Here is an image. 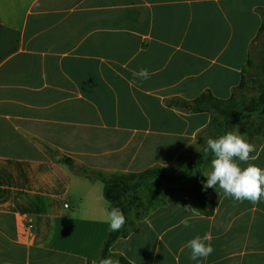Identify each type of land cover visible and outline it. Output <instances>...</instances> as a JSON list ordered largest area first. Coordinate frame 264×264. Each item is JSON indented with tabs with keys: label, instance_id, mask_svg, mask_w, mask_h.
Masks as SVG:
<instances>
[{
	"label": "crops",
	"instance_id": "0c3cea01",
	"mask_svg": "<svg viewBox=\"0 0 264 264\" xmlns=\"http://www.w3.org/2000/svg\"><path fill=\"white\" fill-rule=\"evenodd\" d=\"M263 11L264 0H0V264H98L109 202L82 170L176 165L213 120L178 100L233 97ZM142 68L146 80L133 76ZM252 155L264 169V142ZM205 192L211 216L169 192L128 202L108 258L198 264L185 245L210 233L199 264H264V201Z\"/></svg>",
	"mask_w": 264,
	"mask_h": 264
},
{
	"label": "clouds",
	"instance_id": "9594fccd",
	"mask_svg": "<svg viewBox=\"0 0 264 264\" xmlns=\"http://www.w3.org/2000/svg\"><path fill=\"white\" fill-rule=\"evenodd\" d=\"M147 69H140L134 72L133 76L141 80L149 78ZM135 82V81H133ZM211 152V170L203 173L207 177L202 184L203 190L219 187L225 197L235 201H249L252 204L264 201V169L249 163L254 159L255 145L250 143L245 134H240L238 129L229 131L218 138L209 137L206 140V147L203 154L207 156ZM241 163L247 164L241 167ZM186 211L192 209L190 206L184 207ZM109 225V230L116 232L123 228L126 217L119 207L112 206L107 210L104 221ZM184 227L190 226V218L185 217L180 222ZM212 237L210 233L203 236L197 235L187 242L186 248L190 249V258L198 262L207 259L213 252ZM99 264H114L110 258H102Z\"/></svg>",
	"mask_w": 264,
	"mask_h": 264
},
{
	"label": "rangeland",
	"instance_id": "374dc122",
	"mask_svg": "<svg viewBox=\"0 0 264 264\" xmlns=\"http://www.w3.org/2000/svg\"><path fill=\"white\" fill-rule=\"evenodd\" d=\"M253 48L254 50H252L251 58L255 60L258 65L260 63L259 53L264 48V35L256 41ZM247 71L252 72L249 67L247 68ZM246 82L248 85L246 88H240L234 93L236 108H239V110L233 111L232 107H229V109L227 107H222L223 110H228L227 113L223 114L213 112V122L209 128L199 136V142L191 147L178 160L176 165L166 171V175L171 180L175 181L171 182L169 180L166 181L162 179L147 181L142 185L138 194L136 193L135 195L125 199L126 204L128 202L131 204H135L137 202L141 203L153 198L156 200L159 195L164 196V194L168 192L176 196L179 200L192 201V192L193 190H196L194 185L197 181L198 187L200 190H203L202 184L206 182L207 179L203 173L209 172L211 162L205 164L199 169V173H197L198 177L196 179V174L188 175L189 177L186 175L189 173V170L185 165V160L190 159L204 151V148L206 147V140L209 137L218 138L229 131L235 132L238 129L240 134H245V138L250 143L255 145V150L261 143L264 142V93L261 92L258 85L253 83V79L248 77ZM251 132L254 134L252 139L250 138ZM102 176L109 179L112 176L118 175H109L105 173ZM186 176L188 179L183 180ZM135 181H138V179H133V182ZM144 210L148 209L146 208Z\"/></svg>",
	"mask_w": 264,
	"mask_h": 264
},
{
	"label": "trees",
	"instance_id": "16d2710c",
	"mask_svg": "<svg viewBox=\"0 0 264 264\" xmlns=\"http://www.w3.org/2000/svg\"><path fill=\"white\" fill-rule=\"evenodd\" d=\"M262 35H264V11H263V24L260 28L259 34L257 36V40L260 39ZM259 57H260V63L258 65L256 64L255 60H253L252 58L249 59L248 67L249 69L252 70V72H248L247 70L245 71L242 82L240 86L237 88V90L240 88L242 89L246 88L248 86L246 81L249 77L250 79H253V83L255 85H258L261 92L264 93V48L259 53ZM177 107L187 109L191 113H201V112H212V113L217 112L223 114L227 113L228 110L227 111L225 109L223 110L222 107H227L228 109L229 107H232L233 111L239 110V108H236L234 95L231 99L224 101L214 98L210 94H203L192 102H183L178 100ZM253 137L254 134L251 132L250 138L252 139ZM203 152L204 151H202L200 154L190 159L185 160V165L189 170V173L186 174L187 176L196 174V179H197L198 177L197 173H199V169L202 168V166H204L205 164L211 162L212 159L211 152H209L207 156H205ZM62 162L69 166H72L74 163L71 159L68 158H64ZM82 172L88 175L89 177L99 179L104 183V195L107 201L109 202V208L112 206L119 207L123 211L125 217L128 213L125 199L127 197H131L132 195H135L136 193L138 194L139 190L141 189L144 183H146L147 181H151L153 179L154 180L162 179L166 181L169 180L171 182L175 181V180H171L166 175L164 169L160 167L147 170L140 174L112 176L109 179L105 178L102 175L91 173L87 170H82ZM187 176L183 180H187L189 177ZM135 178H137L138 181L133 182V179ZM194 186L196 190H193L192 196H193V202L195 203L196 207L206 216L213 215L215 210L214 201L209 197V195L205 191L200 190L197 181ZM127 225L128 224L126 220V223L121 230L116 232L113 231L111 232L109 238L104 243L100 259L109 257V250L111 246L117 241V239L120 237L122 231ZM119 260L121 264H129L127 260H125L124 258H120Z\"/></svg>",
	"mask_w": 264,
	"mask_h": 264
},
{
	"label": "water",
	"instance_id": "95a60500",
	"mask_svg": "<svg viewBox=\"0 0 264 264\" xmlns=\"http://www.w3.org/2000/svg\"><path fill=\"white\" fill-rule=\"evenodd\" d=\"M56 159H57V161H60L61 160V157L60 156H57Z\"/></svg>",
	"mask_w": 264,
	"mask_h": 264
},
{
	"label": "built area",
	"instance_id": "2783aa9c",
	"mask_svg": "<svg viewBox=\"0 0 264 264\" xmlns=\"http://www.w3.org/2000/svg\"><path fill=\"white\" fill-rule=\"evenodd\" d=\"M65 207L67 208L68 207V205H65ZM25 220V219H24Z\"/></svg>",
	"mask_w": 264,
	"mask_h": 264
}]
</instances>
